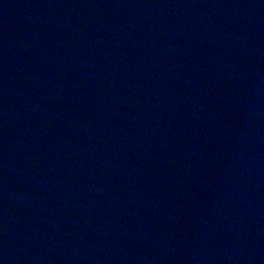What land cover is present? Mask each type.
Segmentation results:
<instances>
[{
  "label": "water",
  "instance_id": "water-1",
  "mask_svg": "<svg viewBox=\"0 0 264 264\" xmlns=\"http://www.w3.org/2000/svg\"><path fill=\"white\" fill-rule=\"evenodd\" d=\"M164 264H264V0H122Z\"/></svg>",
  "mask_w": 264,
  "mask_h": 264
}]
</instances>
